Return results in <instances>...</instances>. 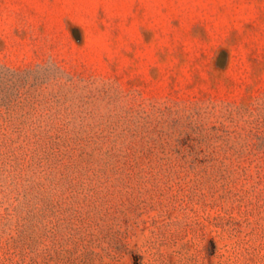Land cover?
<instances>
[{
  "label": "rangeland",
  "instance_id": "rangeland-1",
  "mask_svg": "<svg viewBox=\"0 0 264 264\" xmlns=\"http://www.w3.org/2000/svg\"><path fill=\"white\" fill-rule=\"evenodd\" d=\"M0 264H264V0H0Z\"/></svg>",
  "mask_w": 264,
  "mask_h": 264
}]
</instances>
